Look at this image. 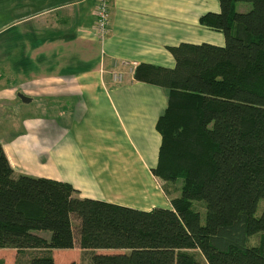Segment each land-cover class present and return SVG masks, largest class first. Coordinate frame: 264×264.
Here are the masks:
<instances>
[{"label": "trees", "instance_id": "obj_1", "mask_svg": "<svg viewBox=\"0 0 264 264\" xmlns=\"http://www.w3.org/2000/svg\"><path fill=\"white\" fill-rule=\"evenodd\" d=\"M216 1L218 11L197 20L222 34L221 45L179 42L167 46L171 67L141 62L132 73L164 90L150 172L169 207L137 209L79 197L66 181L13 176L0 144V248L34 250L21 264H54L51 250L75 242L119 249L92 251L89 264H264V0ZM192 201L203 202L202 223Z\"/></svg>", "mask_w": 264, "mask_h": 264}, {"label": "crops", "instance_id": "obj_2", "mask_svg": "<svg viewBox=\"0 0 264 264\" xmlns=\"http://www.w3.org/2000/svg\"><path fill=\"white\" fill-rule=\"evenodd\" d=\"M95 4L3 0L0 144L13 176L66 181L79 197L137 209L169 207L150 172L164 90L133 80L131 69L171 67L167 46L179 42L221 45L222 34L197 20L218 3L108 0L102 41L93 29Z\"/></svg>", "mask_w": 264, "mask_h": 264}, {"label": "rangeland", "instance_id": "obj_3", "mask_svg": "<svg viewBox=\"0 0 264 264\" xmlns=\"http://www.w3.org/2000/svg\"><path fill=\"white\" fill-rule=\"evenodd\" d=\"M3 0H0V7L2 5ZM247 3H238L236 4V9L238 11H244L248 9ZM212 31V30H210ZM214 33V31H212ZM45 101H49V99L43 98ZM156 181V180H155ZM179 183V180H176ZM172 182L167 184L169 191H171V195H176L178 191V183ZM157 183V182H156ZM179 193H177L178 195ZM162 195V196H161ZM160 197L165 199L164 195L160 190ZM159 202V201H158ZM155 202V204H159ZM192 207L198 211L200 222H203L204 218V207L203 202L201 201H192ZM260 208V207H259ZM36 233L45 238L48 237V232L44 230L36 231ZM0 258L3 260V264H21L27 260L34 253V250H21L20 252H16L13 248H0ZM94 251L95 253H112L117 252L119 249L113 248H97L93 250L81 251L75 242V245L72 248L67 249H52L50 255L53 259L54 264H89L90 253ZM16 252V253H15Z\"/></svg>", "mask_w": 264, "mask_h": 264}, {"label": "built area", "instance_id": "obj_4", "mask_svg": "<svg viewBox=\"0 0 264 264\" xmlns=\"http://www.w3.org/2000/svg\"><path fill=\"white\" fill-rule=\"evenodd\" d=\"M94 33L97 40L102 41L107 33L108 25V0H96L94 6ZM135 67V66H134ZM134 67L131 69L133 73ZM120 75L113 73V79L119 80Z\"/></svg>", "mask_w": 264, "mask_h": 264}]
</instances>
